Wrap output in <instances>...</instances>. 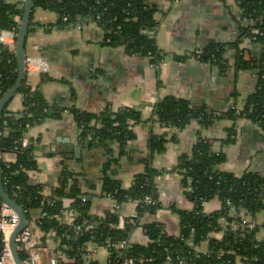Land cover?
<instances>
[{
  "label": "trees",
  "instance_id": "16d2710c",
  "mask_svg": "<svg viewBox=\"0 0 264 264\" xmlns=\"http://www.w3.org/2000/svg\"><path fill=\"white\" fill-rule=\"evenodd\" d=\"M176 1L170 0L171 3ZM237 2L251 22L242 28L239 39L233 43L212 41L200 50L198 56L197 52L194 54L199 60L226 70L229 68L225 57L227 49L238 48L247 38L259 44L262 47L259 57L247 59L239 50L235 62L238 71L256 70L258 73V87L246 105L242 108L235 105L218 112L187 98L167 96L155 103L154 119H151L163 126L182 129L193 120L206 128L222 117L233 121L245 117L264 130V0ZM37 7L55 11L58 14L56 25L61 28L95 22L103 30L104 45L123 46L129 55L148 57L155 67L160 66L165 58L156 37L160 24L156 15L160 8L155 0H34L33 9ZM23 13L24 5L0 0V34L12 31L17 36ZM32 14L33 11L31 18ZM18 77L16 49L12 50L0 41V101ZM47 79L43 76L41 82ZM16 95L21 96L23 107L13 111L9 102L0 114L3 185L28 217L36 210L41 211L38 219L40 229L46 233L53 231L54 237L64 246L60 249L66 259L61 257L58 264H84L89 243L109 248L107 264H127L130 259L134 264H264V240L257 239L259 227L250 228L243 224L244 217H255L264 211V174L247 171L236 175L220 170L217 166L225 161V154L213 150L210 139L200 138L191 153L180 156L176 167L183 176L187 196L194 204L192 210L176 209L180 218V233L169 234L160 222L145 223L142 227L149 242L132 243L131 232L138 219L145 212L155 213L161 208L156 180L161 172L153 166L152 160L156 153L166 148V134L150 136L148 153L141 159L144 171L135 175L129 188H124L120 180L110 177V160L103 165L101 194L113 198L119 206L129 200L138 201V216L134 220L127 217L122 228L119 227L118 211H109L102 217L92 215L91 201L82 192L75 172L66 166L59 184L51 193L44 194V185L34 183L30 176V172L38 168L36 141L31 138L27 146H22V140L29 127L49 118L60 119L65 112H70L81 129L79 142L82 146L113 141L119 143L123 153L127 143L135 138L133 126L142 120L140 112L129 107L116 111L107 107L100 113H92L75 106L67 108L51 104L40 88L33 85L28 73ZM236 134V129L230 128L224 141H234ZM8 153L15 155L13 161H5L4 155ZM84 196L86 200H83ZM148 196L154 202H147L145 199ZM216 197L221 200L220 209L206 212L205 203ZM65 199L72 200V223L62 219L66 211ZM2 201L0 196V204ZM233 212L239 216H234ZM224 227L222 238L213 237L212 233ZM123 241L126 242L124 247H113V244ZM205 241L209 243L208 250L201 252L199 246ZM2 247L0 234V250ZM19 252L24 260L26 250ZM89 264L102 263L91 260Z\"/></svg>",
  "mask_w": 264,
  "mask_h": 264
},
{
  "label": "crops",
  "instance_id": "0c3cea01",
  "mask_svg": "<svg viewBox=\"0 0 264 264\" xmlns=\"http://www.w3.org/2000/svg\"><path fill=\"white\" fill-rule=\"evenodd\" d=\"M24 5L25 0H8ZM160 10V21L156 37L159 47L165 53L160 66L151 64L148 57L132 56L123 46L104 45L103 30L95 22L61 28L56 25L55 11L37 7L33 9L32 31L26 42L28 59L39 72L31 76L34 86H38L51 104L62 107L75 106L79 110L100 113L105 108L113 110L129 107L140 112L142 120L133 126L135 138L130 140L121 153L117 142L97 143L90 147L79 142L81 129L74 116L65 112L60 119L49 118L28 131L34 138L35 156L38 168L30 172L34 183L44 185V194L51 193L59 184L63 168L73 170L86 198L91 201L93 216L102 217L115 209L116 201L101 194L103 165L111 161L108 174L129 188L135 175L144 171L141 159L148 153V141L152 134H166V148L154 155L152 163L161 174L157 176L161 208L155 213L145 212L138 219L131 232L130 242L147 244L148 236L143 224L160 222L171 235L181 231L180 218L176 209L192 210L193 202L187 196L182 183V174L176 170L179 158L191 153L200 138L210 139L213 150L223 152L225 161L217 167L222 171L242 175L247 171L264 174V130L248 118L233 121L217 119L206 128L197 120L182 129L167 127L153 120L154 105L167 96L187 98L195 104L206 105L218 112L230 107L242 108L256 91L259 77L256 70H237L235 62L239 50L245 58L254 59L262 53V47L251 39H244L239 47L225 52L229 68L198 59L194 54L207 47L212 41L236 42L241 30L251 22L238 5L237 0H155ZM5 33H9L8 31ZM13 37L8 34L5 43L11 45ZM48 79L41 82L42 77ZM19 111L22 98L16 95L9 105ZM153 118V119H151ZM236 129L234 141L226 143L230 128ZM174 136V137H173ZM69 145L80 147L77 157L69 158L63 148ZM14 160L15 155H4ZM71 199L64 200L66 211L63 221L72 223ZM216 197L205 203L206 212H214L221 207ZM122 217L138 212V201L129 200L118 206ZM40 218L41 211L33 212ZM234 216H239L233 212ZM253 219L258 226L257 239L264 240V211ZM223 230L212 233L222 238ZM43 232L35 227L32 242L42 240ZM208 241L199 246L201 252L208 250ZM52 248L53 245L50 244ZM91 257L107 264L109 248L89 243ZM43 251L42 261L48 264V255Z\"/></svg>",
  "mask_w": 264,
  "mask_h": 264
},
{
  "label": "built area",
  "instance_id": "2783aa9c",
  "mask_svg": "<svg viewBox=\"0 0 264 264\" xmlns=\"http://www.w3.org/2000/svg\"><path fill=\"white\" fill-rule=\"evenodd\" d=\"M7 31H4L0 34V41L5 43V40L7 39V35L10 34L14 41L12 42L10 48L12 50L16 49V33L12 31H8L9 33H5ZM7 44V43H6ZM200 53V50L197 51ZM26 70L27 73L30 76H33L34 73L39 72L38 69H35L32 65L31 58H27L26 62ZM31 128V127H29ZM31 138L28 136V133L26 136H24L22 140V146H27L30 143ZM5 161H12L7 160ZM83 200H86L85 196L83 197ZM147 202H154V200L151 197H146L145 199ZM118 204L115 206V209L113 211H118ZM138 216V213L132 214L130 217L131 220H134ZM38 219L35 215L32 213L30 217L27 216V221L25 224V227L23 230L18 234L16 237V244L18 251L20 250H26L27 256L22 262L23 264H41L42 261V252L44 251H52V254L48 255V264H58L60 258H65L66 256L62 252L61 247H64L59 240H57L54 237V232L50 231L48 233L43 232L42 240H40L37 243H33L32 239L34 236V229L35 227H39ZM119 227H124L126 223V218L120 216L119 219ZM20 222V216L19 214L10 207L7 203L3 202L0 204V234L2 235V244L3 247L0 250V264H16L11 247H10V237L15 230V228L18 226ZM73 222V215H72V221ZM243 224L249 226L250 228H253L256 226V222L248 217H244ZM40 228V227H39ZM89 228H92L90 226ZM50 244L53 245V247H50ZM126 242H120L117 244H113V247L115 248H122ZM20 253V252H19ZM85 263L89 264L92 259L91 257V249L87 248V254L85 255ZM75 260V258H73ZM79 264V263H76ZM127 264H134V261L132 259L127 261Z\"/></svg>",
  "mask_w": 264,
  "mask_h": 264
},
{
  "label": "water",
  "instance_id": "95a60500",
  "mask_svg": "<svg viewBox=\"0 0 264 264\" xmlns=\"http://www.w3.org/2000/svg\"><path fill=\"white\" fill-rule=\"evenodd\" d=\"M33 2L34 0H25L24 2V13L20 22L19 31L16 36V58L18 63L19 69V77L14 84V86L8 90V92L3 96L0 101V114L6 107V105L11 102V100L15 97L20 88L25 74L27 73L26 70V62H27V51H26V42L28 37V29L31 19V13L33 11ZM62 152L69 154V158L77 157L81 152L80 147H75L74 145H69L68 148H63ZM1 152H0V196L3 202L7 203L10 207H12L20 216V222L18 226L13 231L10 237V247L15 259L16 264H23L22 258L17 248L16 244V237L18 234L23 230L27 221V215L25 210L22 206H20L16 201H14L6 192L4 185H3V175H2V165H1Z\"/></svg>",
  "mask_w": 264,
  "mask_h": 264
},
{
  "label": "rangeland",
  "instance_id": "374dc122",
  "mask_svg": "<svg viewBox=\"0 0 264 264\" xmlns=\"http://www.w3.org/2000/svg\"><path fill=\"white\" fill-rule=\"evenodd\" d=\"M41 264H47L46 262H41Z\"/></svg>",
  "mask_w": 264,
  "mask_h": 264
}]
</instances>
